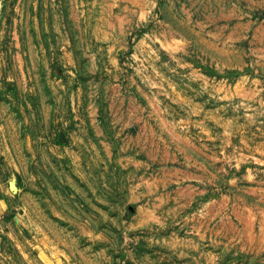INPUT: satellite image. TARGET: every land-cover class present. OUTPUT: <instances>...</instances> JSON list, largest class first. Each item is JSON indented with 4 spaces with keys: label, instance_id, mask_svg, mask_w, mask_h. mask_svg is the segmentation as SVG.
Masks as SVG:
<instances>
[{
    "label": "rangeland",
    "instance_id": "1",
    "mask_svg": "<svg viewBox=\"0 0 264 264\" xmlns=\"http://www.w3.org/2000/svg\"><path fill=\"white\" fill-rule=\"evenodd\" d=\"M0 264H264V0H0Z\"/></svg>",
    "mask_w": 264,
    "mask_h": 264
},
{
    "label": "crops",
    "instance_id": "2",
    "mask_svg": "<svg viewBox=\"0 0 264 264\" xmlns=\"http://www.w3.org/2000/svg\"><path fill=\"white\" fill-rule=\"evenodd\" d=\"M0 213H4V206L2 207L1 202H0Z\"/></svg>",
    "mask_w": 264,
    "mask_h": 264
}]
</instances>
